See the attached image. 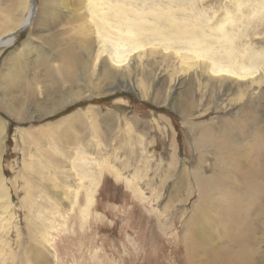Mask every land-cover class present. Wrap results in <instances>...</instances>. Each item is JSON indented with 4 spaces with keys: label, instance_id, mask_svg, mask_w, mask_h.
Listing matches in <instances>:
<instances>
[{
    "label": "rangeland",
    "instance_id": "374dc122",
    "mask_svg": "<svg viewBox=\"0 0 264 264\" xmlns=\"http://www.w3.org/2000/svg\"><path fill=\"white\" fill-rule=\"evenodd\" d=\"M47 1L49 3V0ZM56 1L58 8L56 10L57 13L55 11L52 12L53 16L55 15L53 25L45 27L44 30L33 32L36 16H38V12H41L44 0H35L34 8H32V0H17L15 8L10 12L6 8L8 0H0V40H2L0 43V76L5 70L6 60L12 57L16 60V57H18L17 61L21 62L19 63L21 67L29 70L20 77V82L25 81L24 84L31 86L30 81H32L33 76L35 78L41 77L43 80L42 85L39 86L37 93L31 100L32 106L41 101L47 103V100H44L46 99L45 94L49 97L52 96V92L56 89L54 88L52 91L50 89L53 86L52 84L56 85V82L50 80L49 73H47L48 68L45 69L48 66L47 64H42L41 60L35 61L33 54L27 56L30 53V51L27 52V47H30L26 44V41L31 33L33 36L30 38L33 40V46L37 49L46 50L45 43L47 41L52 42L57 38L56 41L59 43L55 42V46L51 43L48 47L47 52L49 55L52 52L60 53V49L64 50L67 48L63 44H67L68 40L57 36L66 34L71 39L79 31H86L87 33L86 39L84 32L81 37V39H84L75 42L79 45L78 50L85 52V54H82L83 56L87 58L91 56L87 55L86 52L87 50L89 51V46L95 45L96 47L100 45L97 42L96 35L92 33L94 26L90 20L84 21V17L86 20L89 19L85 14V12H88L84 1ZM241 1L197 0L195 11L210 26L223 23L226 18L233 17L237 13L248 17L249 23L247 25L237 26V30L245 28V33L237 42L239 55L242 56L247 52H254L261 57L263 63L264 18L258 23L257 17L264 16V0H244V4H241ZM233 3L240 5V10H236L237 5L235 8L232 7ZM252 3L255 4L256 8L252 9L249 7ZM33 9H36L35 12L33 11V14H29L28 12ZM227 10L230 12L227 13ZM77 13L79 16H76ZM205 14H208L209 20H207ZM26 16L29 17L28 22L25 20ZM30 21L32 22L30 23ZM6 22L8 23L7 26ZM10 22L16 23L13 29L10 26ZM23 25L27 27L18 32ZM5 31L7 32L4 33ZM12 35H14L13 38H11ZM85 57L84 60L86 59ZM135 57L136 55H128L123 62V67L130 63L131 60H136ZM177 57L179 59L180 56ZM178 59L171 56L163 66L146 62L145 65L149 66H147L149 71L155 74L149 80L146 79L148 76L144 74L145 71L139 69L143 66L140 67L138 64L134 65L130 72L128 70L124 73V79L135 78L134 84H131L133 89L136 87L137 80H147L149 94L144 98L138 97L139 94L134 91L135 89H128V87L126 89L119 88L113 93H108V95L103 93L101 94L102 96L90 97V95L83 93L85 97L71 102L72 104H66L53 115L47 113L50 117L45 114L46 118L35 120L33 114L31 116V119H33L28 121L10 117L0 106V120L3 121L5 136V150L1 160V170L7 186L9 184L7 181L13 180L14 190L8 186L13 203H18L17 200L20 201L22 198L21 183H23L24 187H27V190L32 192V198L35 199L36 197L38 202L42 198H48L49 202L52 203L49 198L55 199L51 193L49 194L50 191H46L47 194H44L43 192L45 191L42 188L36 191L33 190V178L30 173L24 171V165L27 163L41 161L44 167L43 171L48 176L40 181V185H44L45 188V185L54 186L53 176L51 175L54 170L62 174H57L54 171L58 176L67 175V177L68 167H72L73 171L75 170L72 172L74 175L76 172L81 173L84 170L88 172L91 169V164L96 165V169L100 170L92 172V175L94 173L99 175L96 188L88 186L87 180L86 182L83 180L77 186L75 182L73 184L69 182L71 187L62 183L64 186L67 185L69 192L76 194V204L78 203L80 206L85 204V193L91 189L94 190L93 205L90 207L86 224L80 225L81 229H79L78 224H75V212H70L72 205L68 202L60 208L59 213L53 211V213H58V215L51 214L52 216L54 215L53 217L56 216L55 218L50 220L47 218V221L51 222V227L47 229L50 240V244L48 243L47 246L51 249L50 264H190V258L194 256H197V258L193 264H215L213 258L217 255L216 247L220 244L223 236L218 237L217 243L207 237L213 244L211 247L214 248L210 251L200 249L199 253H197L194 250L193 245L197 242V239L187 231L185 219L191 214L194 206L196 210H199L197 209L199 206L196 203L201 193H199V187L194 186L193 176L188 177L186 171L181 174L179 167L176 171H170V156H173L175 151L177 159L185 162L188 164L187 167L191 168L190 172L199 175V177H205L208 174L210 183H213L221 190L234 180L237 183L243 181L244 171L248 162L254 165L264 164V149L261 152L259 151L257 156L250 159V145H246L243 142L250 140L253 130L248 129L247 131L243 126H238L242 122H247L252 128L253 126H260L258 125L261 124L259 122L264 121V63L259 66L261 88L251 98L247 96L248 89H245L247 88V81L234 82V84L244 88L241 97L231 91L224 102L219 100V96L220 85L225 76L212 73L209 69L206 70L200 66L199 62H205L203 58H195V61L190 64L192 69L187 70L196 73V77L191 81V89L189 88L188 90L187 85L183 82V85L175 89L172 96L168 97L170 94L168 81L175 76V74L172 76L169 72L174 68L177 69L176 67L178 66L181 67V71L178 70L177 75L182 76V78L185 75L182 70H186V68H182ZM94 60L95 57L91 62H94ZM191 61L186 62L190 63ZM29 62L35 63L33 65L35 70L29 67ZM56 64L58 65L59 63ZM153 64L159 66L160 69L153 71L150 67ZM97 69L98 67L96 71H98ZM91 73H93V70H91ZM85 75L88 76L87 74ZM165 75L169 77L166 79L163 86L164 90H162L161 94L155 90L159 88V81L152 77L157 79ZM102 78L105 79L106 83H103V89L106 87L104 90L109 88V85H114L117 82L115 81L111 84L106 76ZM93 82L97 81L93 79ZM107 82L110 84H107ZM40 87H44V89L42 88L41 90ZM25 88L24 85L21 86L20 98L22 96L29 97ZM77 89L80 90V87ZM67 94L66 99L69 100L72 96L70 90ZM24 99V97L21 98V100ZM243 103L247 105V108H244L245 111H241L242 109L240 108L236 110V105L241 106ZM173 105L183 108L182 114ZM228 105L233 110L230 107V109L227 108ZM87 107L96 111L93 113L95 118L93 121L84 120L83 117L82 124L75 127L70 126L69 131L65 135H63L62 131L65 129V125H63L60 135L56 134L50 137L46 135L44 138L45 143L43 142L36 149L31 148L26 151L28 141L22 140L20 130L41 128L40 131H43L46 126H56L60 120H66L76 111ZM239 111L241 112L238 115ZM157 116L163 119L164 122L153 119ZM151 123H154V125ZM156 124L163 126V133ZM226 126L227 128H225ZM225 130L229 132V137L225 136ZM204 133L207 135V139L210 137V141H207L208 145L197 147L194 141L201 138L199 136ZM43 135H45V132ZM244 137L246 138L244 139ZM226 141L229 142L223 146ZM78 147L81 148L79 149L80 153L73 155ZM133 151L138 153H134L135 158L133 157L134 154L131 156ZM82 152L84 157L88 158L90 162L88 160V163L84 161V157L81 155ZM50 153H54L53 156L59 159V168L51 169V163L47 159V155ZM227 154L232 157L231 160L227 159ZM71 155L73 156L74 164L71 162ZM198 156H201V159H197ZM248 159L249 161L246 162ZM24 173H26L25 176ZM56 177L53 180L62 181ZM77 178L75 176V179ZM221 182L223 183L220 184ZM89 187L91 189H88ZM204 192L207 195L212 193H209L208 186L204 187ZM47 206L48 204L45 205V208ZM18 211H16L15 218L11 223H0V249L6 250L3 251L4 257L0 253V264H20V257L24 253L27 254L25 249L28 245L35 248L34 245L29 244L25 233V224L28 221L25 217L27 216H24L21 210ZM35 215L38 214L36 212L32 214L33 219ZM160 217L172 218V220L167 223L163 222L161 224V222H157L156 224L157 218ZM255 223L256 228L253 233L258 235L257 237H261L264 231L263 223H261V220ZM247 224L245 223V225ZM181 240H183V243ZM225 244L223 243L222 245L225 246ZM230 247L231 249L233 248L232 246ZM250 247H252V241L249 244ZM187 251L189 253L184 259L182 253H187ZM168 252L170 255L167 254ZM181 254L183 257H179ZM26 263H28V260Z\"/></svg>",
    "mask_w": 264,
    "mask_h": 264
},
{
    "label": "bare ground",
    "instance_id": "6f19581e",
    "mask_svg": "<svg viewBox=\"0 0 264 264\" xmlns=\"http://www.w3.org/2000/svg\"><path fill=\"white\" fill-rule=\"evenodd\" d=\"M83 1L86 4V7H84L88 12H85V14L89 18L88 20H86L83 14L84 21L87 22L90 20V22L94 26L92 29V33L96 35L97 42L100 45H97L96 47L95 45H93L92 47L89 46V51L87 50L86 52L87 55L91 56L88 58L83 56L82 54H85V52L78 50L79 45L75 43L81 39V37L84 35V32L86 39L87 33L83 29L84 32L79 31L77 35L75 37H71V39H69V36L66 34L63 36H57L63 37L68 40L67 44H63L66 45L67 48L64 47V50L60 49V53L52 52V54L49 55V53L47 52L48 47L51 45V43L55 46L57 38H55L52 42L47 41L45 43L46 50L37 49L33 46V40L30 38L31 36H33V34L31 33L26 41V44L31 48L30 49L27 47V52L30 51L27 56L33 54L35 56V61L41 60L42 64L48 65L47 67H45V69L48 68L47 73H49L50 80L56 82V85L52 84L53 86L51 87L50 91H52L54 88L56 90L52 92V96L50 97L45 94L46 99L44 100H47V103L41 101L38 102L35 106H32L31 100L33 99L35 93H37L39 86L42 85L43 80L41 79V77H36V82V78L33 76L32 81H30L32 84L31 86L24 84L25 81L20 82V77L27 73L28 68L26 70L25 68L23 69L21 67V64H19L21 62L17 61L18 57H16V60L13 57L8 58V60H6L7 64L5 70L1 73L0 76V106L10 117H16L17 119L28 121L33 119H31V116L34 114L35 120H42L49 115H53L59 109L63 108L66 104H72L71 102L78 101L81 97H85L83 96V93L90 95V97L98 96L103 93L104 95H108V93H113L119 88L126 89V87H128V89H135L134 91L139 94L138 97L141 96L142 98H144L149 94L147 80H149L152 75H155L154 73L149 71V69L147 68L148 65H145V63L152 62L154 64L163 66V64L167 62L171 56H174L176 59H178L177 56H180L178 61L181 62L182 68H186V70H182L183 74H185L183 78L182 76L180 77V75H177V71H181V67L177 66V69L174 68L169 72V74H171L172 76L173 74H175V76L171 77L168 81V90L170 93L168 97L172 96L175 89L180 88L183 85V82H185V84L187 85L188 90L192 86L191 81L194 79V77H196V73L189 72L187 70L192 69V65L190 64L195 61V58L204 59L205 62H199L200 66H202L204 69H209L212 73L222 74L225 76L223 82L220 85L219 100L225 102V99L228 97L231 91H234L233 94L239 95V97H241L242 90H244V88L240 87L237 84H234V82L247 81V88L245 89H248L247 96H249V98H251V96H253L256 91L261 88V74L259 73V66L262 63L261 57H259V55L255 54L254 52H247L242 56L239 55L237 42L245 33V28L237 30V26L247 25L249 23L248 17H245L242 14H234L233 17L226 18L223 23H220L216 26H210L207 25L200 17V15L196 13L195 6L197 4V0ZM243 1L244 0L241 1V4H244ZM43 3L44 5L41 8V12L37 11L38 16H36L35 19V28L33 29V32H35L36 30H44L45 27L53 25L55 15L53 16L52 12H56L58 3L56 0H49V3L47 0H44ZM16 4L17 0H8L6 6L7 11L10 12L11 10H13ZM236 5L237 4L233 3L232 7L235 8ZM34 7L35 6L32 4V8ZM249 7L252 9L256 8L255 4L253 3L252 5H249ZM35 10L36 9H33L28 13L33 14V11L35 12ZM236 10H240V5L236 6ZM227 11V13L230 12L229 10ZM76 16H79V14L77 13ZM205 16L207 17V20L210 19L208 14H205ZM262 18H264V16L257 17V22L259 23ZM211 19L213 20V18ZM25 20H29V17L26 16ZM31 22L32 21H30V23ZM7 24L8 23L6 22V26ZM15 25L16 23L10 22V26L12 29L15 27ZM25 27L27 26L23 25L18 32H20ZM6 32L7 31H5L4 33ZM13 37L14 35H12L11 38ZM83 39L84 38H82L81 41ZM1 41L2 40H0V43ZM128 55H136V60H131L130 63H127V65L123 67V62L127 59ZM84 57L86 58L85 60ZM94 57V62H91ZM186 61L191 62L187 63ZM56 63L59 64L57 65ZM34 64V62L28 63L29 67L33 70H35L33 66ZM136 64H138L140 67L143 66L139 69L145 71L144 74L148 76V78H146L147 80H137L136 87L133 89L131 84H134L135 78L129 77L128 79H124V73L128 70L130 72V70ZM154 64L150 66L153 71L159 70V66ZM97 67L98 71H96ZM33 70L32 72H34ZM91 70H93V73H91ZM85 74H87L88 76H86ZM103 76H106L111 84L115 81L117 82L114 85H109V88L104 90L106 87L103 89V83H105V79L102 78ZM168 77V75L159 77L157 79L156 77H152L155 78V80H158L160 84L159 88L155 89L156 91L162 94V90H164L163 86L165 85L166 79ZM93 79L97 82H93ZM109 82H107V84H110ZM22 85L26 87L25 89H27V92L29 94V97L22 96L26 100H21L22 97L20 98V88ZM78 87H80V90L77 89ZM42 88L44 89V87H40L41 90ZM69 90L71 95L74 96L72 100H70L72 96L69 100L66 99V96H68L67 92ZM18 95L19 97H17ZM246 106V103H243V105L241 106L236 105V110L237 108H240L242 109L241 111L244 112V108ZM174 107L178 108L177 105ZM229 107L230 106L228 105L227 108ZM178 110H180L181 114L184 111V109L180 107L178 108ZM231 110H233V108ZM241 111H239L237 114L239 115ZM94 112L96 111L93 108L87 107L86 109L76 111L66 120H60L56 124V126H46L44 130L42 129L43 131H40L41 128L20 130L22 140L28 141V148L26 147V151L31 148L36 149L37 147H40L43 142H46L44 139L46 135H49V137L56 134L60 135L62 131L63 135H65L69 131L70 126L75 127L81 125V121H83V119L93 121L95 119L93 115ZM47 113H49V115H47ZM153 119L164 122L163 119L159 118L158 116L156 118L154 117ZM187 120L189 119L187 118ZM259 123H261L262 125L258 124L260 126H253L252 128L247 122H242L238 125L239 127L243 126L247 131L248 129L253 130V134L251 135V138H249L250 140H248V142L243 141L244 144L250 145V159L254 156H257V153L259 151L261 152V150L264 149V121H261ZM151 124L154 125V123ZM63 125H65V129L62 130ZM156 125L158 129H160L161 131L163 130V126H158L159 124ZM227 126L225 128H227ZM44 132L45 135H43ZM224 133L226 137L230 136L227 130H225ZM199 137L201 138H198L194 141V144H196L197 147H200L201 145H208L207 141H210V137L207 139V135L205 133ZM245 138L246 137H244V139ZM4 142V125L3 121L0 120V223H11V221H13L15 218L16 211L21 210L22 214H24V216L26 215L27 217L25 218H27L28 220L25 224V233L27 235L28 242L29 244L34 245L35 248L29 247L28 245V247L25 249V252H27V254L24 253V255L20 257V264L21 262L22 264H50L49 257H51V249L47 246L48 243L50 244L47 229L48 227H51V222L47 221V218L49 220L55 218L56 216L53 217L54 215H51L56 214L53 213V211L59 213L60 208H62V206H65L64 204L68 202L72 205V209L70 210V212H75L74 221L75 224L79 225V229H81L80 225L86 224V220L90 213V207L93 205L94 190H92L91 188H93V186L94 188H96L99 179V175L97 173H94V175H92V172H96L97 170L96 165L91 164V169L88 170V172L84 170L81 173L76 172L75 175L72 174V172H74L75 170L73 171L72 167H68V177L65 174H63L65 176H58L57 174L61 173L54 170L57 174L52 171L51 175L53 176V178L57 176L56 178H60L62 181L58 180L60 181L58 182L53 180L52 178L54 186L49 187L48 185H45V188L44 185H40V181L47 178L48 176L46 175L45 171H43L44 167L42 166L41 161L27 163L24 165V171L30 173L33 178V190L36 191L39 188H42V190L45 191L43 192L44 194H47L46 191H50L49 194L51 193L52 197H54L55 199L49 198L52 201V203H50L48 198H42L40 200L39 197H37L40 200L38 202L36 200V197L35 199L32 198V192L30 190H27V187H24L23 183H21L20 190L22 192H20L22 193V198L20 199V201L17 200L18 203L15 204L12 202L10 194V189L14 190L13 180L11 179V181H7L9 182V189L7 184L4 182V178L2 177L3 175L1 170V160L3 152L5 150ZM228 142L229 141L223 143V146H225ZM132 146L134 145L132 144ZM79 149L81 148L78 147L73 155H78L80 153ZM134 153L137 152L133 151V153H131V156ZM53 154L54 153H50L49 155H47V159L51 163V169L59 168V159L55 158ZM175 154L176 153L174 151L173 156H170V171H176L178 167L181 171V174L186 171L188 173V177L193 176V180L195 182L194 186H198L199 193H201V196L198 197V201L196 203L199 206V208H197V206L196 208L199 210H196L194 206L192 208L191 214H189L187 219H185L186 228H188L187 231L197 239V242L193 245L194 250L197 253H199L200 249L204 251H210L211 249H214L213 247H211L213 245L211 241L217 243L218 237L223 236L220 244H218V246L216 247L217 255L213 258L215 264H264V231L261 237H257L258 235H255L253 233L256 228L255 222L259 220H261V223H263L262 227L264 228V164L254 165L248 162L249 159L246 160V162L248 163L244 171L243 181L237 183L234 180L221 190L219 187L213 185V183H210V176L208 174H206L205 177H199V175L190 172L191 168L187 167L188 164L178 160V157H176ZM81 155L84 157L83 152ZM134 156L135 154L133 155V157ZM70 158L72 164H74L73 156L71 155ZM231 158L232 157L227 154V159L231 160ZM197 159H201V156H198ZM87 160L88 158L86 159V157H84V161L86 163H88L89 161ZM229 163L231 164V162ZM231 165L234 164L232 163ZM230 169L232 170L231 167ZM26 173H24V176L26 175ZM75 176L76 178H78L75 179ZM83 180H85V182L86 180L88 181V186L91 187H89L88 189L91 190L85 193V204L83 206H80L78 203L76 204V194L71 193V191L69 192L67 190V185L64 186L63 184H68L71 187L70 183L73 184L75 182L77 186L78 184L80 185V182H82ZM222 183L223 182H221L220 184ZM203 186H208L209 193L212 192L211 195H207V193L204 192ZM46 204H48L47 208H45ZM211 207L213 208V212L215 213V215L212 212ZM44 209L46 212L44 211ZM35 212L38 215H35L33 219L32 214H34ZM58 213L56 215H58ZM160 218H157L156 224L157 222H161L162 224L163 222L167 223L168 221L172 220V218ZM240 222H245L248 224L245 225V223ZM244 225L245 227H243ZM159 231L160 233H162L161 230ZM207 237H209L211 241H209ZM5 241L7 242V240ZM251 241L252 247L249 248V244ZM181 242L183 243V240H181ZM221 243L226 244L225 246H223ZM230 246H232L233 248L231 249ZM3 251L6 250L0 249L1 256L4 257L5 254L3 253ZM188 253L189 251H187V253H182L184 255V259L186 258ZM167 254L170 255L169 252ZM182 254L179 257H183ZM196 258L197 256L191 257L190 264L196 262ZM3 259L6 260L5 258ZM27 260L28 263H26Z\"/></svg>",
    "mask_w": 264,
    "mask_h": 264
},
{
    "label": "water",
    "instance_id": "95a60500",
    "mask_svg": "<svg viewBox=\"0 0 264 264\" xmlns=\"http://www.w3.org/2000/svg\"><path fill=\"white\" fill-rule=\"evenodd\" d=\"M32 4L35 6V0H32Z\"/></svg>",
    "mask_w": 264,
    "mask_h": 264
}]
</instances>
